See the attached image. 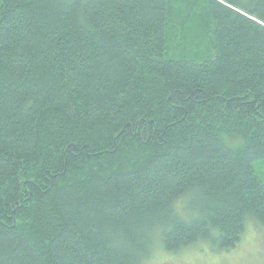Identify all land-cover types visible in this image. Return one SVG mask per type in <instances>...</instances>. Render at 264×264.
<instances>
[{"label":"trees","instance_id":"1","mask_svg":"<svg viewBox=\"0 0 264 264\" xmlns=\"http://www.w3.org/2000/svg\"><path fill=\"white\" fill-rule=\"evenodd\" d=\"M259 160L264 0H0V264L228 251Z\"/></svg>","mask_w":264,"mask_h":264},{"label":"rangeland","instance_id":"2","mask_svg":"<svg viewBox=\"0 0 264 264\" xmlns=\"http://www.w3.org/2000/svg\"><path fill=\"white\" fill-rule=\"evenodd\" d=\"M254 169L264 183V160L256 161ZM144 264H264V230L249 224L240 242L228 251H214L202 244L177 254L157 251Z\"/></svg>","mask_w":264,"mask_h":264},{"label":"snow or ice","instance_id":"3","mask_svg":"<svg viewBox=\"0 0 264 264\" xmlns=\"http://www.w3.org/2000/svg\"><path fill=\"white\" fill-rule=\"evenodd\" d=\"M184 193L177 191L174 193V197L179 201L181 197H183Z\"/></svg>","mask_w":264,"mask_h":264}]
</instances>
